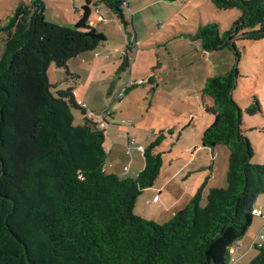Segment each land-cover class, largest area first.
<instances>
[{"label":"trees","instance_id":"trees-1","mask_svg":"<svg viewBox=\"0 0 264 264\" xmlns=\"http://www.w3.org/2000/svg\"><path fill=\"white\" fill-rule=\"evenodd\" d=\"M211 1L241 15L222 35L217 23L200 25L192 39L204 50L228 47L239 57L238 39L264 38V0ZM125 3L86 0L74 27L47 21L43 0L22 2L5 22L0 19V264H231V246L253 224L264 194V163L251 162L254 147L233 97L237 67L208 77L201 90L212 99L202 145L229 149L227 186L210 187L203 205L207 177L163 223L134 210L160 175L158 147L167 134L141 145L144 166L136 177L120 176L107 170V129L88 116L72 86L51 90L52 63L69 73L70 60L107 40L89 23L91 5H106L128 28ZM74 108L83 123H75ZM245 111H261L259 99ZM255 247L249 264H264V242Z\"/></svg>","mask_w":264,"mask_h":264},{"label":"rangeland","instance_id":"rangeland-1","mask_svg":"<svg viewBox=\"0 0 264 264\" xmlns=\"http://www.w3.org/2000/svg\"><path fill=\"white\" fill-rule=\"evenodd\" d=\"M43 1L46 20L68 27L75 26L86 3V0ZM22 2L30 0H0V19L5 22ZM91 8L89 23L102 31L107 40L70 60V74L52 63L48 69L51 90L56 93L72 86L79 93L77 100L88 106V116L109 123L105 140L107 161L117 169L127 165L130 172L124 176H137V167L143 161L139 145H147L160 132L167 134L158 147L163 169L153 186L138 197L136 214L146 218L156 215L161 223L169 219L158 214L159 206L152 203V196L154 191L166 188L168 191L161 196L172 200L169 189L176 182L166 186V180L171 172L185 165L182 159L188 160L195 146L202 145V133L212 123L205 109L212 99L201 92L208 77L238 68L233 97L243 109V132L254 147L251 162L264 163V38L238 39L239 57L228 47L206 51L200 41L192 39L200 25L209 23H217L220 34H224L240 17L238 8L221 9L211 0H127L125 13L132 22L128 28L106 5L99 4L96 8L92 4ZM130 33L134 35L130 37ZM4 37L1 34L0 55ZM124 88L128 90L124 97L115 98ZM254 97L259 99L261 111L250 115L245 109ZM73 113L76 124L84 122L79 108H74ZM170 128L173 134L167 133ZM128 134L131 145H127ZM218 150L214 185L226 187L228 148L220 145ZM172 161L174 164L170 165ZM259 203H264V194L258 197L256 204ZM260 234H264V218L255 216L247 238L256 239ZM253 250L257 255L258 250ZM254 257L246 263L231 264H249Z\"/></svg>","mask_w":264,"mask_h":264},{"label":"crops","instance_id":"crops-1","mask_svg":"<svg viewBox=\"0 0 264 264\" xmlns=\"http://www.w3.org/2000/svg\"><path fill=\"white\" fill-rule=\"evenodd\" d=\"M78 94L79 93H76V99L79 96ZM79 100L82 101L81 99ZM207 105H210V104L207 103L206 106ZM210 118H211L210 121H212L211 116ZM127 136H128L127 145H129V143L131 145V139H130L131 137L129 136V134ZM171 139H174V137L171 136ZM143 146H146V145H143ZM109 150L112 151L113 148L111 147ZM226 151H227L226 155L229 156V149ZM219 154L220 152L218 150V146L212 148V147H205L203 145H198V146H195L194 152L191 154V156L188 157V160L182 159V161H185V165H182L181 167H178V169H176L175 171L171 172L170 176L166 180L168 182L166 186H170V184L173 181L176 182V184L174 185V188L170 187L169 189L170 191H172L171 193L172 200L162 198L161 194L163 192L168 191V189L166 188L160 189L158 193H155L154 191V194L152 196V203L154 205L159 206V207L156 206L157 207L156 210L162 218H168V217L170 218L179 209L183 208L190 201V199L195 194V192L200 187V185L204 182V180L208 177L206 185L202 193V202L205 201V197H207L209 188L216 186L214 185L216 178H217L216 162H217V158L219 157ZM173 164H174L173 161L170 162V165H173ZM107 165L110 168L109 169L107 167L108 171H113L123 177H125L123 174H127V172H130V169H128L127 172H124L123 167L121 169L120 168L117 169L118 167H116L114 163H108V161H107ZM143 166H144V156H143V161L141 163L139 162V166L137 167V171H136L137 175L140 172V170L143 168ZM163 166H164V163H163ZM162 186L160 188H162ZM155 195H159V199L157 201H153V198ZM256 208H262L264 210V203L263 204L259 203V205L256 204ZM156 217L157 216L154 215L152 216L151 219H154L160 222L159 219H157ZM258 217H261V216H258ZM165 221L166 220H164L163 222ZM252 226L253 224L251 225V227ZM250 228L240 240L234 243V244L236 243L241 244L239 248H235L231 252V255L236 258L235 263L236 262L238 263L240 261H243L246 263V260H248V258H253L254 256H256L255 255L256 251H254L253 249L256 248L254 246V241L257 238L256 239L247 238V236L249 235Z\"/></svg>","mask_w":264,"mask_h":264},{"label":"built area","instance_id":"built-area-1","mask_svg":"<svg viewBox=\"0 0 264 264\" xmlns=\"http://www.w3.org/2000/svg\"><path fill=\"white\" fill-rule=\"evenodd\" d=\"M123 91H124V89L122 91L118 92L119 94L117 93L115 98L122 97L123 96ZM99 126L101 128H103V129H107L108 124H106L104 121H101ZM129 145H130V143H129ZM138 147L141 149V151H143V149H144L143 146L139 145ZM123 171L124 172L128 171V166L127 165L123 166ZM158 199H159V195H155L154 198H153V201H157ZM253 213L256 216H261V217L264 218V210L262 208H255L253 210ZM263 242H264V234H260V236L254 241V246H261L263 244ZM240 246H241L240 243H236V244L232 245L231 248H230V252H232L235 248H239ZM235 260H236V258L234 256H232L231 257V262L233 263V262H235Z\"/></svg>","mask_w":264,"mask_h":264}]
</instances>
